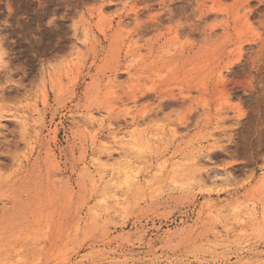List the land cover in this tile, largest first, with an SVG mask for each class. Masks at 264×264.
I'll use <instances>...</instances> for the list:
<instances>
[{
  "label": "rangeland",
  "instance_id": "rangeland-1",
  "mask_svg": "<svg viewBox=\"0 0 264 264\" xmlns=\"http://www.w3.org/2000/svg\"><path fill=\"white\" fill-rule=\"evenodd\" d=\"M0 264H264V0H0Z\"/></svg>",
  "mask_w": 264,
  "mask_h": 264
}]
</instances>
